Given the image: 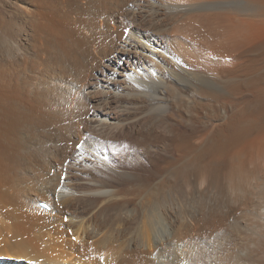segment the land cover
<instances>
[{
	"label": "bare ground",
	"instance_id": "bare-ground-1",
	"mask_svg": "<svg viewBox=\"0 0 264 264\" xmlns=\"http://www.w3.org/2000/svg\"><path fill=\"white\" fill-rule=\"evenodd\" d=\"M26 1L0 0V264H264V0ZM120 137L149 176L103 163Z\"/></svg>",
	"mask_w": 264,
	"mask_h": 264
},
{
	"label": "rangeland",
	"instance_id": "rangeland-1",
	"mask_svg": "<svg viewBox=\"0 0 264 264\" xmlns=\"http://www.w3.org/2000/svg\"><path fill=\"white\" fill-rule=\"evenodd\" d=\"M15 1H17L14 5H19L20 7H22V8H27V7H29L30 5L28 4L29 2L28 1H26V0H14V2ZM150 1H153V0H150ZM12 10H13V7L11 8ZM12 10H9V11H7V15H8V19L12 22V23H14V24H20V25H25L26 26V24L24 23H22L23 21H24V18H23V16L22 15H18V12L16 11V9L14 8V10H13V12H11L10 14H9V12L10 11H12ZM17 12V13H16ZM16 14H17V16H16ZM14 20V21H13ZM23 20V21H22ZM21 23H20V22ZM128 35V29H126L125 30V32H124V35H123V39L126 37ZM29 39H31V37H29ZM12 40H16V41H18V40H20V37H17L16 35H14L13 36V39ZM119 45H124L122 42H117ZM93 73H94V75H97V73L95 72V71H93ZM18 75V77H20L19 76V74H17ZM21 76H23L22 74H21ZM21 78V77H20ZM167 79V78H166ZM78 91V90H77ZM83 92L86 94L87 93V88L86 89H84L83 90ZM31 94V92L29 93V95ZM47 101H51V99H50V97H47ZM60 103V104H59ZM69 104V103H68ZM90 104V103H89ZM147 104V103H146ZM148 105V104H147ZM65 107H66V104H65V102L64 101H57V102H55V103H53V105H51V106H48V105H46L45 107H43L42 108V112H44V111H49V110H51V109H55V110H63V109H65ZM46 108V109H45ZM51 108V109H50ZM174 111V110H173ZM230 112V111H229ZM227 113V112H226ZM176 114V113H175ZM92 115V112H90L89 114H87L85 117H83L84 118V120H85V123H86V125L88 124V123H90L89 125H87L88 126V128H90L91 127V121H90V117L89 116H91ZM69 115H67V117H68ZM67 117H64L63 118V120H64V125L66 124V126H68L67 124L69 123V125H70V123H72V122H70V121H67L68 119L69 120H71L72 118H71V116H70V118H67ZM65 118H67V120H65ZM76 120V119H75ZM88 120V121H87ZM90 121V122H89ZM114 119H112V123H114ZM140 121V120H139ZM139 121H137V123L139 122ZM88 122V123H87ZM129 124H133V123H129ZM143 127V126H142ZM48 128V127H47ZM109 128H102V130H108ZM36 130H40V129H36ZM47 130H53V127L52 126H49V128L47 129ZM110 130V129H109ZM132 131H135V130H132ZM159 131V130H158ZM162 132V133H161ZM160 133L163 135L164 133H163V131H161ZM35 133H37V132H35ZM131 136H134V137H136V133L135 134H132ZM123 138V139H122ZM137 138V137H136ZM138 138H140L139 136H138ZM126 140V139H128L127 137H120V139L117 141H107L106 143H103L104 145H102L101 146V149H100V152H99V155H100V157H101V160H103V163H105V164H110V166H112L113 164L116 166V165H118L120 168H122V169H126V170H129V171H142V173H144V174H146V175H148L149 176V168H148V166H145V164L147 163V161H145L144 162V159L145 158H143V159H140L141 157H142V153L141 152H136L138 149H136L135 150V148L134 147H129L128 146V143L130 142L129 140L128 141H126V142H123V141H121V140ZM81 141H84V139H81L80 140V142ZM110 142H111V144H110ZM113 142H115V143H113ZM153 142H155V141H153ZM54 142H48L47 143V148H53L52 146H54V144H53ZM125 143H127V144H125ZM107 144V145H106ZM155 145V146H154ZM108 146V147H107ZM113 146V147H112ZM80 147H81V145L80 144H77L76 146H75V149L77 150V151H79V149H80ZM157 144H154V143H150L149 145H148V149H150L151 151H156L157 150ZM40 148V145H38V149ZM134 148V149H133ZM138 148V147H137ZM168 148V147H167ZM21 149V150H20ZM19 149V153H22V152H24V148L22 149V148H20ZM141 149V148H140ZM155 149V150H154ZM103 150V151H102ZM142 150V149H141ZM165 150V149H164ZM163 149L162 150H159V153H161L160 154V156H162V157H167V158H170L171 156H170V152H171V155L173 154V152H172V150H170V149H167L166 151H164ZM170 150V151H169ZM115 151V152H114ZM102 152V153H101ZM111 152V153H110ZM116 152H117V158H114L112 155H116ZM123 152V153H122ZM136 152V153H135ZM131 153V154H130ZM135 153V154H134ZM122 154H123V156H122ZM112 156V157H111ZM131 156V157H130ZM120 157V158H119ZM111 158V159H110ZM135 158V159H134ZM32 159L34 160V161H36L37 159H36V156H32ZM69 159H70V157L69 156H67V158H66V160L63 162V166L65 167L66 165H67V163L69 162ZM118 159V160H117ZM122 159V160H121ZM137 159V160H136ZM147 159V158H146ZM100 160V159H99ZM95 160H93V161H90V160H87V164L88 165H90V166H88L87 164H86V166L84 167V171H85V173L84 172H82L81 173V175L82 176H79V178H81V179H85L86 177H90V176H95L96 174H97V171H96V162H94ZM107 161V162H106ZM124 161V162H123ZM138 161L140 162V164H138ZM110 162V163H109ZM143 164V165H142ZM95 166L94 168H93V166ZM113 165V166H114ZM101 166H103L102 164L100 165V167ZM90 167V168H89ZM104 167V168H103ZM102 167V170H104L105 169V166H103ZM85 168H87V169H85ZM93 169V170H92ZM90 171V172H89ZM89 172V173H88ZM148 172V173H147ZM91 173V174H90ZM90 174V175H89ZM165 174H167V172L165 173V171H160V174H158L159 175V177L161 176V178L162 179H166L167 177H168V174L167 175H165ZM158 177V178H159ZM166 177V178H165ZM65 179V175H63L62 176V181ZM132 200V199H131ZM134 200V199H133ZM132 203H134L135 201H131ZM33 203L34 202H32V204H31V206L32 207H34L33 206ZM47 211H49V210H47ZM66 214H67V212H66ZM174 217V216H173ZM64 219L65 220H67V216L65 215V217H64ZM123 229H124V227H123ZM222 234H223V232H222ZM204 243H206V242H203V246H204Z\"/></svg>",
	"mask_w": 264,
	"mask_h": 264
}]
</instances>
